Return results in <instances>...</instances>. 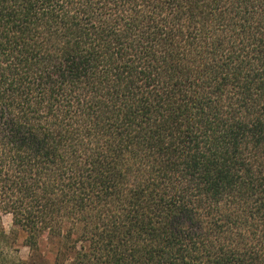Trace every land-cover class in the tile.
Returning a JSON list of instances; mask_svg holds the SVG:
<instances>
[{"label":"trees","instance_id":"1","mask_svg":"<svg viewBox=\"0 0 264 264\" xmlns=\"http://www.w3.org/2000/svg\"><path fill=\"white\" fill-rule=\"evenodd\" d=\"M0 206L54 264H264V0H0Z\"/></svg>","mask_w":264,"mask_h":264},{"label":"rangeland","instance_id":"2","mask_svg":"<svg viewBox=\"0 0 264 264\" xmlns=\"http://www.w3.org/2000/svg\"><path fill=\"white\" fill-rule=\"evenodd\" d=\"M67 241L63 238H40L35 249L25 242V235L13 228L11 215L0 206V264H54L56 257H66ZM56 264V263H55Z\"/></svg>","mask_w":264,"mask_h":264}]
</instances>
